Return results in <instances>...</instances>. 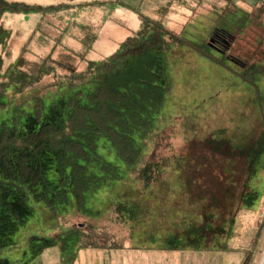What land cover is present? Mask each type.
Here are the masks:
<instances>
[{
  "label": "trees",
  "instance_id": "16d2710c",
  "mask_svg": "<svg viewBox=\"0 0 264 264\" xmlns=\"http://www.w3.org/2000/svg\"><path fill=\"white\" fill-rule=\"evenodd\" d=\"M70 7L0 0V264H28L54 247L59 249L61 264H75L80 250L124 247L107 225H68L64 211L72 194L80 213L100 215L88 207L89 197L124 180L128 172L153 180L150 174L159 161L145 168L140 164L158 135L160 115L172 91L168 54L173 45L197 51L237 74L259 98L263 94L259 83L264 78V0L250 10L234 1L215 4L212 27L199 40L168 29L163 19L140 14V29L100 60L87 58L98 37L90 26L81 25L84 37L74 34L81 48L67 43L69 28L61 12ZM32 11L42 18L16 61L6 65L4 52L12 32L4 14ZM31 43L38 52L30 49ZM48 46L47 53L39 52ZM101 147H111L116 160L106 158ZM240 153L245 170L229 218L214 224L218 216L206 208L205 223L189 226L183 238H167L163 249L231 250L236 211L253 213L264 200V126ZM31 201L51 209L58 232L31 235L26 243L28 257L12 261L2 253L17 246V233L35 213ZM115 211L119 221L136 217L124 204ZM253 253L250 247L243 264L250 262Z\"/></svg>",
  "mask_w": 264,
  "mask_h": 264
},
{
  "label": "rangeland",
  "instance_id": "374dc122",
  "mask_svg": "<svg viewBox=\"0 0 264 264\" xmlns=\"http://www.w3.org/2000/svg\"><path fill=\"white\" fill-rule=\"evenodd\" d=\"M8 1L42 6L70 4L72 7L61 12L69 28L67 43L81 48L74 34L84 37L86 32L81 25L90 26L98 37L87 58L100 60L114 53L122 41L140 29V14L163 19L168 29L199 40L212 27L215 4L234 1L250 10L259 0H99L104 1L101 4H94L97 0ZM83 2L90 3L82 5ZM41 18L42 14L35 11L4 14V23L12 32L4 52L6 65L16 61ZM29 47L38 52L35 43ZM50 47L39 48V52L47 53ZM245 49L250 50L247 42ZM168 64L172 91L160 115L158 135L140 164L145 168L159 161L158 168L154 167L150 174L153 180L148 182L128 172L124 180L91 195L87 205L99 211L97 216L80 213L74 196L70 195L64 211L68 225L85 222L107 225L124 243L123 248L110 254L85 249L91 257L80 264H90L91 259L96 264H114L116 259V264H243L250 247L254 253L247 264H263L264 226L260 241L257 237L264 224V200L253 213L236 211L231 250L163 249L167 238H183L189 226L205 223L206 208L218 216L214 224L229 218L238 202L245 170L241 148L264 126V78L259 83L262 100L254 87L237 74L228 73L187 46L173 45ZM100 151L109 160H116L111 147H101ZM31 203L35 213L17 233V246L2 253L12 261L28 257L26 243L31 235L50 236L58 232L51 209L43 202ZM120 204L135 211L136 217L119 221L115 210Z\"/></svg>",
  "mask_w": 264,
  "mask_h": 264
},
{
  "label": "crops",
  "instance_id": "0c3cea01",
  "mask_svg": "<svg viewBox=\"0 0 264 264\" xmlns=\"http://www.w3.org/2000/svg\"><path fill=\"white\" fill-rule=\"evenodd\" d=\"M56 248V250H55ZM86 250H97V249H86ZM85 249L80 250L77 256V260L75 264H80L81 260L86 259V257H91V254H86ZM99 251H104L107 254H110L114 251V249L111 250H99ZM92 251H90L89 253H91ZM94 260L91 259V263L90 264H96L93 262ZM117 259L115 260L114 264H116ZM28 264H61V258H60V252L59 249L57 247L54 248H48L46 249L38 258H36L35 260L29 262Z\"/></svg>",
  "mask_w": 264,
  "mask_h": 264
},
{
  "label": "water",
  "instance_id": "95a60500",
  "mask_svg": "<svg viewBox=\"0 0 264 264\" xmlns=\"http://www.w3.org/2000/svg\"><path fill=\"white\" fill-rule=\"evenodd\" d=\"M264 264V263H263Z\"/></svg>",
  "mask_w": 264,
  "mask_h": 264
}]
</instances>
